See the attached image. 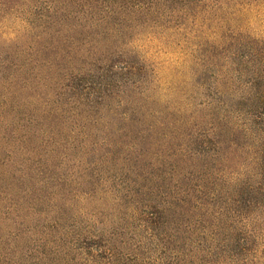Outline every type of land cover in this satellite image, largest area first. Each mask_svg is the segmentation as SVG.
<instances>
[{
    "label": "rangeland",
    "instance_id": "374dc122",
    "mask_svg": "<svg viewBox=\"0 0 264 264\" xmlns=\"http://www.w3.org/2000/svg\"><path fill=\"white\" fill-rule=\"evenodd\" d=\"M0 264H264V0H0Z\"/></svg>",
    "mask_w": 264,
    "mask_h": 264
}]
</instances>
